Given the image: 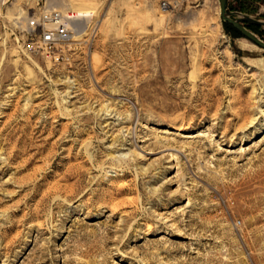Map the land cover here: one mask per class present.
I'll return each mask as SVG.
<instances>
[{
    "label": "rangeland",
    "instance_id": "1",
    "mask_svg": "<svg viewBox=\"0 0 264 264\" xmlns=\"http://www.w3.org/2000/svg\"><path fill=\"white\" fill-rule=\"evenodd\" d=\"M158 2L0 0V264H264V50ZM46 8L88 15L57 62L26 48Z\"/></svg>",
    "mask_w": 264,
    "mask_h": 264
},
{
    "label": "built area",
    "instance_id": "2",
    "mask_svg": "<svg viewBox=\"0 0 264 264\" xmlns=\"http://www.w3.org/2000/svg\"><path fill=\"white\" fill-rule=\"evenodd\" d=\"M184 1L159 0L158 8L162 12H172ZM240 1L227 0L228 4L232 5H238ZM75 21L77 20H74L73 13L59 12L53 8H46V10L32 14L27 21L25 31L27 50L43 56L47 61L57 62L64 58L70 46L79 39L74 29Z\"/></svg>",
    "mask_w": 264,
    "mask_h": 264
},
{
    "label": "water",
    "instance_id": "3",
    "mask_svg": "<svg viewBox=\"0 0 264 264\" xmlns=\"http://www.w3.org/2000/svg\"><path fill=\"white\" fill-rule=\"evenodd\" d=\"M226 1L227 0H219V14L221 15V20L233 27V29L244 36L253 45L256 44L264 50V42L254 36L248 29H246L242 25L244 22H247L251 25L263 26L264 20L252 18L240 12H228L226 11Z\"/></svg>",
    "mask_w": 264,
    "mask_h": 264
},
{
    "label": "bare ground",
    "instance_id": "4",
    "mask_svg": "<svg viewBox=\"0 0 264 264\" xmlns=\"http://www.w3.org/2000/svg\"><path fill=\"white\" fill-rule=\"evenodd\" d=\"M77 9L79 10L80 8H77ZM82 10L84 11V9H82ZM82 10H81V11H82ZM86 10H87V12L89 11V9H87V8H86ZM89 13H90V12H88V14H89ZM84 14H86V13H84ZM84 16H86V15H84ZM87 16H88V15H87ZM87 16H86V17H87ZM77 17H78V20H80L81 17H82V14H77ZM86 17H85V18H86ZM83 18H84V17H83ZM80 21H81L82 23H81ZM80 21H77V23H76V27H77L76 30L78 31L79 34H81V33L83 32V30L87 27V25H89V23H88L86 20H84V19H82V20H80ZM25 22L27 23V21H25ZM84 22H85V24H86L85 27H83ZM26 23H25V25H26ZM22 25H23V24H22ZM25 25H23V26H24V29H26V28H25V27H26ZM20 26H21V24H20ZM23 26H22V28H23ZM20 28H21V27H20ZM22 28H21V29H22ZM24 29H23V30H24ZM219 35H220V34H219ZM262 65H263V64H262ZM258 66H259V65H258ZM259 67H260V66H259ZM262 68H263V67H262ZM262 68H261V69H262Z\"/></svg>",
    "mask_w": 264,
    "mask_h": 264
},
{
    "label": "trees",
    "instance_id": "5",
    "mask_svg": "<svg viewBox=\"0 0 264 264\" xmlns=\"http://www.w3.org/2000/svg\"><path fill=\"white\" fill-rule=\"evenodd\" d=\"M227 26L230 28V29H233V27H231L229 24H227ZM233 30H235V29H233ZM236 31V30H235ZM237 32V31H236ZM238 33V32H237ZM238 34H240V33H238Z\"/></svg>",
    "mask_w": 264,
    "mask_h": 264
}]
</instances>
